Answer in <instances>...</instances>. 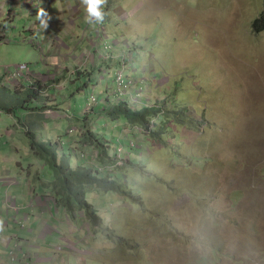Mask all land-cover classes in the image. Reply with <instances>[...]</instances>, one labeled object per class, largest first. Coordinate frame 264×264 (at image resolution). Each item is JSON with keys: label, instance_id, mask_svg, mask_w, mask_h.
<instances>
[{"label": "rangeland", "instance_id": "374dc122", "mask_svg": "<svg viewBox=\"0 0 264 264\" xmlns=\"http://www.w3.org/2000/svg\"><path fill=\"white\" fill-rule=\"evenodd\" d=\"M64 2L71 4L72 12L75 10L74 0L58 1L50 7L41 0H10V17L15 13H25L27 17L29 6L36 12L45 9L51 17L48 26L66 22L65 16H58ZM108 2L111 17L116 19L108 26L111 37L105 33L104 38L114 43L115 38L123 36L119 46L123 44L140 54L132 59L135 63L131 66V70H138L139 79L162 69L163 75L155 79L161 90L157 93L149 88L154 96L145 99L146 108L157 102L161 121L156 119L150 132L153 135L148 138L139 128L118 124L124 129L120 141H124L125 152L131 154L132 165L136 166L122 168L127 187L121 193L86 196L101 218L92 226L81 209L76 222L68 221L62 212L56 226L49 224L46 214L48 223L40 234V259L47 256L51 264H264V30L252 28L259 10L264 9V0ZM69 10L70 6L65 12ZM115 13H121L122 19ZM3 25L10 29V23L0 21L1 28ZM75 25L70 33L77 31L80 42L83 18ZM91 26L98 28L86 23V28ZM23 27L24 23L17 20L10 36L9 29L0 30V86L12 91L9 94L13 96L0 92L1 109L23 106L21 93L25 87L29 85L26 90H30L41 79L45 82L36 91L40 96L37 104L41 107V95L55 101L59 95L50 96L51 87L46 83L65 76L69 70L57 68L61 53L48 54L53 48L58 51L61 42L67 44L66 34L56 36L53 48L41 47V25L34 26L40 32L33 38L22 31ZM29 41L37 47L30 46ZM69 54L78 53L72 48ZM87 62L88 66L92 64L90 56L70 67L71 76ZM112 78L106 80L112 82ZM136 87L142 92L147 88ZM55 89L65 90V81L61 80ZM92 98L93 93L86 99V109ZM95 99L96 106L100 100ZM163 99L167 102L159 103ZM30 105L35 108L36 104ZM19 110V118L27 120L32 116L25 114L23 107ZM162 121L170 130L163 137H155L157 145L152 136L158 133ZM40 122L37 115L30 117L27 129L32 132L17 136L13 147L43 158L44 150L39 144L42 128L33 127ZM35 145L41 152L34 153ZM64 158L62 154L60 160ZM17 162L27 172L26 155ZM24 175L19 176V185L23 186L25 198L18 203L24 205V213H30L28 207L37 213L42 210L40 181L34 174ZM6 190L0 179L1 203ZM47 195L54 201L50 191ZM8 204L12 206L13 202ZM23 224L26 230L31 229L29 221ZM50 233L58 235V239L49 248V242L42 237ZM33 237L31 241L35 243L38 234Z\"/></svg>", "mask_w": 264, "mask_h": 264}, {"label": "trees", "instance_id": "16d2710c", "mask_svg": "<svg viewBox=\"0 0 264 264\" xmlns=\"http://www.w3.org/2000/svg\"><path fill=\"white\" fill-rule=\"evenodd\" d=\"M60 23L64 24L65 22L62 21ZM97 26V38L99 40L97 41V47H101L103 53L107 55L99 59L103 65H98L97 63L94 65L95 60H93L89 66L87 62L86 67L80 70L76 69L72 76V71L69 68V70L64 72L63 75L65 76L52 79V81L46 83L48 88L51 87L48 91L49 95H59V97L52 101L48 97L41 95V107L37 104L40 96L37 95L36 91H40L39 87L45 82L44 80L41 79V82H37V86L26 90L24 92L25 96L21 95L24 97V104H26V100L29 102L28 105L23 106L24 111L32 115L27 117L28 121L30 117L37 115L41 122L34 124L33 127L47 128L46 131L41 130L43 133L40 132L41 143L39 144L44 150L43 158H40L38 154H34L41 159L43 164V169L39 170L40 176H35L40 181V191L44 192L47 189L51 192L56 208L60 212L59 216L62 215V212H65L69 221L76 222L77 217H79V209H81L84 213H87L89 221L92 222L91 226L100 222L101 218L93 206L88 203L86 196L101 192H103L101 194L104 196L107 195L104 193H121L124 186L125 188L127 187V184H124L123 179H125V176L122 168L128 166V164L131 167H136L132 165L131 154H126L125 152L124 141H120V135L124 129L118 127V124L122 123L126 128H139L143 131L145 137L148 138L150 134L153 135L150 132H153V123L156 119L161 121L159 110L156 109L157 102L151 107L148 105L149 108L145 106L146 93L151 87L148 86V81L139 80L136 78V74H131V71H136V69L131 70L130 67L126 76V82L129 84L119 87L116 74L119 70H122L125 62L129 61L132 51L119 56V51L116 50L118 44L107 41L104 38L106 33L104 28L98 24ZM7 29H9L7 25H3L0 30L6 31ZM56 36L59 37L60 35L57 34ZM105 48L108 50L105 51ZM122 48L130 51V48L124 47L123 44ZM88 53L94 54L91 51ZM43 71L41 70V72ZM111 77H113L112 82L106 80L111 79ZM61 80L65 81V90L58 92L55 86L59 85ZM137 85L147 87L146 91H139L136 87ZM101 86H103L102 90ZM27 87L30 88L29 85L25 88ZM87 88L89 90L85 91V100L91 98V93L100 100L91 109H86L87 100L83 108H80L76 104L77 102L74 101V95L71 94V91L74 94L77 93L82 100L84 99L83 91ZM0 89L5 90L1 86ZM0 92L2 93L3 90H0ZM121 92L126 93L122 94ZM136 92L139 94L137 95ZM165 92L169 93L167 90ZM116 94L118 97L115 96ZM142 95H144V98ZM32 102L36 104L35 108L31 107L30 104ZM166 102L163 99L159 103L165 104ZM18 111L20 110L4 109L5 115L15 116L16 118H19L17 117ZM52 113L57 114L55 115L56 118L51 117ZM63 116H66L70 122V126L67 128L62 123H59ZM28 121H23L25 123L23 125L25 134L32 132L27 129ZM180 122H183V120L181 119ZM107 124L111 126L110 129L106 126ZM166 130L169 131L170 129H165L162 121V125L158 127V133L152 136L156 144L158 140L155 137L158 135L165 136ZM133 144L131 142L130 145L133 146ZM159 146L163 147L164 144L160 143ZM117 149H120L121 153H118ZM32 150L34 153L41 152V149L36 145ZM131 150L135 149L132 148ZM62 154L65 158L60 160ZM121 161L125 163L119 164ZM134 163H137L136 160ZM119 170L122 172L119 173ZM136 174H138L137 171ZM131 183L130 187L132 186ZM117 202L121 203L122 200ZM130 204H133V202L130 201ZM10 257L13 258L12 255Z\"/></svg>", "mask_w": 264, "mask_h": 264}, {"label": "crops", "instance_id": "0c3cea01", "mask_svg": "<svg viewBox=\"0 0 264 264\" xmlns=\"http://www.w3.org/2000/svg\"><path fill=\"white\" fill-rule=\"evenodd\" d=\"M41 1H42V4H44V6L49 5V7L53 5V3H56L58 1L62 2V0H41ZM108 3L106 4V7H105L106 16H105L104 22L98 25L102 26L106 34L110 36L109 31H108V26H111V24L115 21L116 18L113 19L111 17L112 13H110L111 12L110 8L108 9ZM74 4L76 8L73 12L71 11V4H65V2L63 3L64 10L58 12L59 13L58 16L60 18L63 19L64 16L67 18L64 24L56 22V24H54L51 27V29L47 31H42V29L44 28L41 27V47L53 48L55 45H57L55 42H53L56 38V35L66 34L64 40L67 41V44L64 42H61V46L59 47L58 51H56V49L53 48L52 51L48 52V54L52 53L50 54L52 56H57L58 53H59L58 56H60V53H61V65L60 67H57L58 69L61 67H63V69H66V67L67 68L74 67L76 64H80V63H83L84 61H87V58L89 56L92 62L93 60H95V62L93 63L94 65H96V63L98 65H101V64L103 65V63L99 59L102 57H106L107 55L103 53L101 47H97L98 46L97 41H99L97 38L98 28H94V26H91L90 28H86V23H85L83 37L80 42H78L79 38L76 36L77 31H73L72 34L70 33L72 27H77V25H75L77 20H79L80 18H83V21L85 22L84 6L82 5L81 0H74ZM59 6L61 5L59 4ZM68 6H70V10L68 12H65ZM0 8L2 9L0 10V12H2L0 13V21L4 24L10 23L11 25L10 32L8 33L9 36L13 30V25L16 23L17 20L24 23V27L22 28V31L24 33H26V31L29 32L31 34L30 37L32 38L36 34L39 35L38 33L40 31H36L34 29V26H40L41 25L40 20L37 19V12L34 10H31L29 6H28L29 13L27 17L25 13H15L14 17H10V15L13 14L11 10L10 0H0ZM65 13H70V14H65ZM115 15L116 17H120V19H122V17L120 16L121 13H115ZM79 23L81 24L80 21ZM114 25L119 26L118 24H115V23ZM121 38H123V36L114 39L116 41L115 43L118 44V46L116 47V50L121 49V51H119L118 53L119 56L125 54L126 52L132 51V49L128 51L127 49L119 47ZM29 44L32 47H37L35 43L31 45L30 41H29ZM71 47L74 50L79 51V52L77 51L78 53L77 55L72 56L69 54L70 49H72ZM90 51L94 54L88 53ZM131 54L132 56L130 58H133V59L136 58L137 55H140V54L136 55L132 52ZM48 56L49 55L45 56V61ZM136 71H135L136 78L139 79L138 70ZM161 71L162 69L160 68V72L157 74H154V72L153 74H145V79H144L148 81V86H150L154 90H157V93H158V90L160 91L161 89L160 88L158 89V86L155 85L156 83H158V80H155V79H157L160 75L163 74ZM139 80H142V79H139ZM102 89H103V86H101V90ZM0 90H3L2 92L3 94L8 93V95L6 94V96L13 97L12 95L9 94V92L10 93L12 92L9 89L5 88V90L4 89H0ZM87 90H89V88L83 91L84 99L82 100L78 97L77 93L74 94L71 91V94L74 95L73 97L74 101L77 102L76 104L80 108H83V105L85 104V101H86L85 91ZM25 91H26V88L23 90V93L21 94L24 95ZM146 96L152 98L154 94L150 90H148L146 93ZM27 104H29L28 100H26V104H24L23 106H26ZM23 106H18V107L11 106L8 109L19 110ZM103 106H105V104H103ZM4 109L5 108L3 109L0 108V121H1L0 123V179H1V183H3V185L7 187V190L4 193L5 198L3 199V203H1L2 199L0 200V264H51L49 262V259L45 255L47 252L44 253L46 257L43 259H40V234L42 236L41 228L42 226L46 225V223H48L46 219V214L48 215V219L50 222L49 224L53 226H56L60 223V219H62V216H59L60 212L56 208L54 201H50L49 199H47V197L49 196L47 195V193L49 192L47 189H45L44 192L40 191V195L42 197L41 199V202H42L41 209L42 210L39 209L37 213L35 210L30 209L29 207H28V210L31 214L24 213V208H25L24 205L18 203L20 198H25V195L22 189L23 186L19 185L20 184L19 176H21L22 174H25L24 176L28 177L29 175L34 174V177L35 176L39 177L41 174L39 171L40 165L43 167V164L40 163V158H37L33 153H30L28 150L22 149L24 150V152H26V153H23L20 150L13 147L14 143L17 145V141H18L17 136H19L20 134H24L23 125H25V123L23 121H26V118L24 116L21 118H16L15 116L5 115L6 113L4 112ZM25 114H28V113L25 112ZM27 121H28V118H27ZM59 123H62L65 126V128L70 126V122L68 121V118L66 116L61 117V119L59 120ZM42 129L45 131L47 130L46 127ZM1 143H3V145ZM23 154L26 155V158L28 161L27 162V168H28L27 172H25L24 165L20 162H17V159L22 157ZM37 166H39V168H37ZM9 179L14 180V182L13 183L6 182ZM25 183H26V179H25ZM28 186L30 187L29 183H28ZM8 195H11L13 198ZM8 201H11V203L13 202V205L11 206L10 204H8ZM15 201L17 202V204ZM4 204H5V208H4ZM24 221H29V227L31 229H27V230L25 229V226L23 224ZM62 221L64 222L65 220H62ZM34 233L38 234V238H36V241H34L35 243L31 241L35 239L33 237ZM54 235L56 234L50 233L49 235H45V234L43 235L42 238L43 239L46 238V240L49 242L46 245V247L50 248L53 246L54 242H56V240L58 239V235H56V238L53 237ZM12 253L15 256L14 259L10 257Z\"/></svg>", "mask_w": 264, "mask_h": 264}, {"label": "clouds", "instance_id": "9594fccd", "mask_svg": "<svg viewBox=\"0 0 264 264\" xmlns=\"http://www.w3.org/2000/svg\"><path fill=\"white\" fill-rule=\"evenodd\" d=\"M82 5L84 6V12H85V23L88 25H97V24H102L104 22L106 12H105V7L107 4V0H81ZM37 19L40 20L42 31H47L50 30L51 26H48V21L51 19L49 14L45 11V9L40 8L37 12ZM54 42V41H53ZM56 43V42H55ZM133 58H129L130 60V67L132 66ZM118 153H121L120 149H117ZM7 178V177H6ZM14 182V180L9 179Z\"/></svg>", "mask_w": 264, "mask_h": 264}, {"label": "built area", "instance_id": "2783aa9c", "mask_svg": "<svg viewBox=\"0 0 264 264\" xmlns=\"http://www.w3.org/2000/svg\"><path fill=\"white\" fill-rule=\"evenodd\" d=\"M109 48H111V47H109ZM106 50H108V49L105 48V51ZM130 63H131L130 60L127 61V62H125V65H123L122 70H120V72L118 71L117 74H116V79H117V83H118L119 87H122L123 85H128L129 84V83L126 82L127 77L125 76V73L129 71V69H130ZM19 73H21V71H19ZM121 93L124 94L126 92H124V93L121 92ZM115 96L118 97L117 94ZM95 102H96V99L95 98H92L91 99V106L90 107H87V109H91L92 107H94L95 106ZM6 182L12 183L11 180H7ZM11 255L13 256V258L15 257L13 253Z\"/></svg>", "mask_w": 264, "mask_h": 264}, {"label": "flooded vegetation", "instance_id": "af4514ba", "mask_svg": "<svg viewBox=\"0 0 264 264\" xmlns=\"http://www.w3.org/2000/svg\"><path fill=\"white\" fill-rule=\"evenodd\" d=\"M260 15L256 18V20L252 23V28L255 31H263L264 30V9L259 10Z\"/></svg>", "mask_w": 264, "mask_h": 264}]
</instances>
